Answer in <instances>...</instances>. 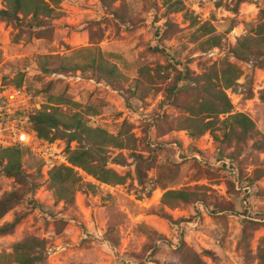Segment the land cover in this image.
<instances>
[{"label": "rangeland", "instance_id": "rangeland-1", "mask_svg": "<svg viewBox=\"0 0 264 264\" xmlns=\"http://www.w3.org/2000/svg\"><path fill=\"white\" fill-rule=\"evenodd\" d=\"M179 1L181 12H169L164 0H117L108 8L100 0H63L48 30L0 22V87L22 77L34 111L49 109L63 122L78 113L88 126L114 137L121 131L125 146L107 151V166L124 183L100 188L74 169L90 186L74 192L72 205L56 202L42 174L43 160L24 152L22 168L38 184L37 205L15 204L0 220L1 227L19 219L12 232L0 235V264H15L14 246L33 241L44 243L39 264H185L194 254L203 264H264V256L258 257L264 249V176L258 177L264 174V151L253 146L264 137V48L258 53L253 46L247 60L233 54L264 23V0ZM213 35L221 38L220 45L203 52L204 40ZM154 47L164 53H154ZM97 50L125 78L119 87L93 77ZM45 55L60 56L53 66L71 70L40 71ZM221 63L240 71L225 91L231 114L246 115L259 134L231 147L208 132L191 138L179 129L197 91L187 80L176 83L178 73L187 68L192 80L214 67L218 71ZM142 67L147 80L136 87ZM226 117L219 116L221 121ZM220 127L214 126L219 140ZM66 139L60 128L56 147L67 159L79 144ZM132 154L143 158V182ZM230 162L239 182L228 173ZM23 190L0 173V198ZM168 190L194 192L200 201L163 207L161 197Z\"/></svg>", "mask_w": 264, "mask_h": 264}, {"label": "trees", "instance_id": "trees-1", "mask_svg": "<svg viewBox=\"0 0 264 264\" xmlns=\"http://www.w3.org/2000/svg\"><path fill=\"white\" fill-rule=\"evenodd\" d=\"M63 0H0L2 7L0 8V22L13 24L15 27L23 28L29 31V28H36L40 30H48L51 28V20L55 17L56 7ZM117 0H100L104 8L112 6ZM244 0H237L238 3ZM167 4L169 12H181L184 9L183 4L179 0H164ZM261 18H264V11H261ZM112 16L119 17L116 11H113ZM213 31H207L206 35H211ZM40 35V34H38ZM221 43L219 36L213 35L206 38L203 42V52L209 51L218 47ZM253 46L257 48L258 53L264 48V23L258 25L254 31V36L239 42L233 50L235 57L247 60L252 56ZM154 53H164V50H159V47L152 48ZM95 52L92 59L93 62V77L114 88L125 78L117 70L114 64L103 61V56L100 50ZM45 60L44 63H38V69L44 73H68L71 69L63 64L57 63L62 58L58 55L40 56ZM220 68L216 71L214 67L211 74L195 77L192 80L188 78L187 68L184 72H179L176 78V83L187 80L196 91L195 100L189 103L184 112L187 117L180 124V130L189 131L191 138H199L204 133H210L213 138L225 147H231L232 143L244 144L248 140H252L259 134L255 129V125L250 118L241 113L231 114L232 107L226 97L225 91L235 85L239 78L240 71L237 67L230 63H221ZM90 68V67H89ZM90 70V69H89ZM138 76L134 79L135 86H144L147 80L148 71L142 67L138 69ZM211 77H214L212 79ZM22 77L13 85H6L15 88L22 87ZM219 116H227L224 120H220ZM22 117L21 115L18 116ZM219 123L223 138L215 134V124ZM125 125V123L123 124ZM28 126L34 131L39 139L46 142L57 141V132L62 128V132L67 134V142H76L78 147L68 152L66 159L67 165H58L53 167L48 173V187L54 194L56 202H62L65 205H72L74 203V192L81 189L83 186L88 187L89 184H84L82 178L77 175L74 169L83 171L87 176H90L98 183L105 185H121L124 183V177L119 175L115 170L107 166V151L111 148L123 149L124 140L120 139L124 135L121 131L117 136H112L105 130L98 127L88 126L83 117L78 113L68 114L66 122L60 119L59 114L47 110L33 111L28 115ZM130 126H128V129ZM255 149L264 151V137L255 141L253 144ZM224 149V146H223ZM24 152L28 150L14 147L0 149V173L7 178L15 180L20 188L25 190L18 192L13 191L4 194L0 198V220L15 204L26 203L29 206H36L37 203L33 199V195L38 188L35 180L28 176L21 164V157ZM119 158H123L121 155ZM133 159L136 160L135 172L137 178L143 182L142 170L140 165L142 163V156L132 154ZM118 161L117 163H121ZM228 173L230 176L237 178L234 174L235 169L233 165L228 164ZM224 168V166H222ZM264 174H259L262 177ZM238 181V178L236 179ZM239 182V181H238ZM200 201L194 192L185 190H168L162 194L161 205L163 207L174 209L179 204L189 205ZM221 211L223 208L219 207ZM161 217L167 221L171 218L165 213ZM19 219L16 218L13 222L5 223L0 227V235L12 232ZM64 226V223H61ZM43 242H31L29 244H17L13 248L14 263L15 264H39L41 262V253L44 250ZM30 252V254H28ZM263 254V255H262ZM191 258L192 262H185V264H203L201 260L194 254ZM264 256V249L258 252V257L262 259ZM191 257V256H190Z\"/></svg>", "mask_w": 264, "mask_h": 264}, {"label": "built area", "instance_id": "built-area-1", "mask_svg": "<svg viewBox=\"0 0 264 264\" xmlns=\"http://www.w3.org/2000/svg\"><path fill=\"white\" fill-rule=\"evenodd\" d=\"M77 80H80L79 76ZM31 103L32 97L25 87H0V149L20 147L40 156L43 160L42 174L47 179L53 167L67 165V162L63 149L56 147L58 141H42L28 126V115L35 107ZM19 115L22 117L19 118ZM94 184L100 188H110L95 181Z\"/></svg>", "mask_w": 264, "mask_h": 264}]
</instances>
